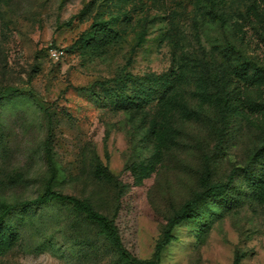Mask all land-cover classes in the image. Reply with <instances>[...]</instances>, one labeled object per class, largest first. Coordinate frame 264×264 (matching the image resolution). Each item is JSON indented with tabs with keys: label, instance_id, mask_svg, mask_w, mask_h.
Masks as SVG:
<instances>
[{
	"label": "rangeland",
	"instance_id": "1",
	"mask_svg": "<svg viewBox=\"0 0 264 264\" xmlns=\"http://www.w3.org/2000/svg\"><path fill=\"white\" fill-rule=\"evenodd\" d=\"M253 64L264 0H0V201L43 190L49 138L54 188L106 215L132 255L264 264V151L247 168L264 134ZM234 168L155 256L171 216ZM0 232V264L121 260L68 201L17 208Z\"/></svg>",
	"mask_w": 264,
	"mask_h": 264
},
{
	"label": "trees",
	"instance_id": "2",
	"mask_svg": "<svg viewBox=\"0 0 264 264\" xmlns=\"http://www.w3.org/2000/svg\"><path fill=\"white\" fill-rule=\"evenodd\" d=\"M69 25V22L66 23ZM105 32H110L108 28H102ZM103 32V31H102ZM229 46V45H228ZM232 47V46H231ZM257 68L258 72V80L260 83L264 85V67L252 65ZM108 81H114V79H109ZM216 103L218 106H222V101L220 97H216ZM264 151V134L261 137L260 146L256 151L252 153L250 156L247 168L251 167L257 160V155ZM44 157L47 164V168L49 171V177L45 182L43 190L34 198L15 201V202H4L0 201V226L3 225L6 221V217L17 208L28 207V206H42L45 205L53 200L59 201H68L72 204L73 208L83 213L86 218L95 223L99 228V231L102 234L107 235V237L112 241L113 245L117 247L119 250L122 251L121 253V260L118 262L108 263V264H152L151 260L141 259L132 255L131 253L127 252L120 239V235L117 231L116 226L113 222L103 213L99 212L89 201L84 200L82 198H77L72 195H67L61 192L60 190L54 188L53 183L55 181L57 175V167L54 162L51 144L49 138H47L44 142ZM237 168H234L230 171L229 175L227 176V180L224 183H213L209 186V188L205 189L204 191H200L196 193L193 197L188 199L182 208L175 212L171 218L168 220L167 227L163 232L162 239L156 244L154 249V255L158 256L161 250L169 244V242L174 238L171 231L174 226L189 220L194 216V208L200 200H209L214 198H220L224 196L228 190V187L234 181L235 176L237 175ZM2 233L0 232V239L2 241ZM2 244L0 243V248ZM233 264H239L238 257L235 258Z\"/></svg>",
	"mask_w": 264,
	"mask_h": 264
},
{
	"label": "built area",
	"instance_id": "3",
	"mask_svg": "<svg viewBox=\"0 0 264 264\" xmlns=\"http://www.w3.org/2000/svg\"><path fill=\"white\" fill-rule=\"evenodd\" d=\"M61 53H62V51H59L58 49H55V48H51V49L49 50V54H50L52 57H58Z\"/></svg>",
	"mask_w": 264,
	"mask_h": 264
}]
</instances>
